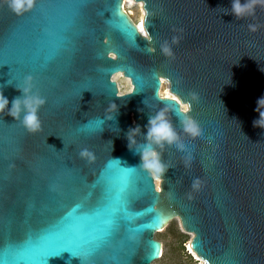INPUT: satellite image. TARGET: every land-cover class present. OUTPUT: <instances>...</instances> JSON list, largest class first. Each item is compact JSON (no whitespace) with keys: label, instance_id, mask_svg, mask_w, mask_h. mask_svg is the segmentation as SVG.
Masks as SVG:
<instances>
[{"label":"water","instance_id":"1","mask_svg":"<svg viewBox=\"0 0 264 264\" xmlns=\"http://www.w3.org/2000/svg\"><path fill=\"white\" fill-rule=\"evenodd\" d=\"M123 1L85 0L79 31L68 34L66 48L46 45L35 29L28 36L35 63L20 75L0 65V87L10 101L20 94L15 83L29 73L46 99L39 132H27L11 116L0 117V256L10 236L25 249L17 264H88L91 257L67 249L56 256H33L29 250L69 226L78 215L75 204L93 191L94 182L103 177L118 183L123 170L134 169L143 186L129 204L139 213L130 222L139 232L128 264L158 260L162 244L154 234L173 219L192 234L189 247L203 262L264 264V129L253 125L257 100L264 96V7L236 19L225 14L231 0H133L142 4L148 40L123 10ZM40 3L49 0H36L31 10L17 15L0 0V60ZM165 42L171 55L162 51ZM117 72L132 78L135 93L115 96L117 83L110 77ZM160 77L189 103L188 115L199 122L201 136L183 133L179 105L156 96ZM111 102L118 113L108 111ZM166 106L186 148L164 149L163 159L172 167L164 191L157 192L139 167V155L128 149L125 133L133 122L143 131L148 115ZM142 131L138 144L144 141ZM85 148L92 153L90 161L80 156ZM109 171L113 175H106ZM69 183L75 194L54 201L51 191L66 190ZM106 256L98 257L100 264Z\"/></svg>","mask_w":264,"mask_h":264},{"label":"snow or ice","instance_id":"2","mask_svg":"<svg viewBox=\"0 0 264 264\" xmlns=\"http://www.w3.org/2000/svg\"><path fill=\"white\" fill-rule=\"evenodd\" d=\"M84 4L85 0H61L58 4H53L49 0L47 4L40 3L35 17L31 19L29 25L22 26L20 37L5 50L0 65H10L11 72L20 75L25 68L35 63L33 57L29 55L31 46L28 38L35 29L43 33L46 45L66 48L68 34L75 35L79 31ZM137 28L139 32L146 29L143 19ZM34 85L36 86L35 83ZM134 171L123 170L118 183H110L103 177L94 182L91 185L93 191L86 192L84 198L75 204L78 215L71 220L69 226L39 248L30 249L32 255L39 256L43 253L56 256L67 249L72 251L73 255H83L86 259L91 257L88 264H100L98 257L102 253H107L103 264H128V257L137 246L136 234L139 232V229L132 227L130 223L133 216L139 213L131 212L129 204L137 195V187L143 186L142 178L132 175ZM106 175L111 176L113 173L109 171ZM161 188L164 191L162 185ZM75 192L76 188L69 183L66 190H52L50 196L59 202L65 196L74 195ZM148 211L151 212L152 209ZM158 219L157 214L154 222ZM121 229L124 230L123 235ZM189 250L191 251V248ZM24 251L22 242L14 241L9 236L3 244L0 264H17V257ZM203 264H208V261L205 260Z\"/></svg>","mask_w":264,"mask_h":264},{"label":"clouds","instance_id":"3","mask_svg":"<svg viewBox=\"0 0 264 264\" xmlns=\"http://www.w3.org/2000/svg\"><path fill=\"white\" fill-rule=\"evenodd\" d=\"M36 0H7L9 8L17 15H22L24 12L31 10L35 5ZM257 6L264 7V0H231V8L225 12L231 13L236 19H242L255 14ZM143 17L141 18V20ZM251 31L256 30V25H248ZM141 35L146 39L151 40L146 29H141ZM178 37H173V43L178 42ZM162 51L171 55V48L165 42L161 46ZM154 50V49H152ZM112 59L116 58L115 53H109ZM111 81L116 82L118 79L125 81V86L118 85L115 96L117 98L132 95L137 90V85L131 77H125L122 72H117L110 77ZM168 80L165 77H160V87L156 91V96L161 100L175 101L179 105L181 116L179 117L183 133L192 138L202 135V128L199 122L188 115L190 111L189 103L182 102L177 95L172 93L166 86ZM12 84V83H7ZM15 88L20 93L14 96L11 101L4 95L0 87V117L4 115L11 116L14 121H18L20 125L29 133H36L42 129V122L39 118V110L46 103L45 97L35 90L34 77L31 74H25L19 83H15ZM192 100L197 99V94L192 93ZM10 105V106H9ZM119 106L115 102H111L108 107L110 113H118ZM169 106L157 111L155 114H149L147 124L143 126L135 124L129 126L125 136L127 139V147L134 154L139 155V167L146 171L152 178L155 190L162 191L161 185L165 181V174L171 168V164L163 159V152L166 146H175L178 150L184 151L186 146L181 140L180 134L177 132L173 123L168 116ZM138 111H142L139 109ZM259 113L258 118L253 120V125L264 129V96L258 98L257 107L255 109ZM227 115V113H226ZM112 115L108 119H113ZM143 134L144 141L137 143V136ZM80 156L88 159L93 158L92 153L87 149H81ZM187 163V161H186ZM199 183L194 180L193 187ZM162 251V249H161Z\"/></svg>","mask_w":264,"mask_h":264},{"label":"rangeland","instance_id":"4","mask_svg":"<svg viewBox=\"0 0 264 264\" xmlns=\"http://www.w3.org/2000/svg\"><path fill=\"white\" fill-rule=\"evenodd\" d=\"M134 7H125L131 20L135 23L141 18V6L137 2ZM117 87L125 86V81L118 79ZM154 239L160 241L163 245L162 257L152 262L151 264H201L195 254L189 250V243L192 239V234L184 231L180 221L173 219L160 232L154 234Z\"/></svg>","mask_w":264,"mask_h":264},{"label":"bare ground","instance_id":"5","mask_svg":"<svg viewBox=\"0 0 264 264\" xmlns=\"http://www.w3.org/2000/svg\"><path fill=\"white\" fill-rule=\"evenodd\" d=\"M136 4H138L137 2H135V1H133V0H124L123 1V10L127 13V11H126V9H125V7H134ZM140 5H141V3H139ZM141 18L144 16V12H143V9H142V6H141ZM128 14V13H127ZM141 18L139 19V21L138 22H135V24L136 25H138V24H140L141 23ZM167 86V85H166ZM190 234V233H189ZM191 235V234H190ZM189 249H190V247H189ZM191 252L192 253H194L193 251H192V249H191ZM161 254H162V251H161ZM195 254V253H194ZM195 256H196V254H195ZM196 258L199 260V261H201V264H203V261L201 260V259H199L197 256H196Z\"/></svg>","mask_w":264,"mask_h":264},{"label":"trees","instance_id":"6","mask_svg":"<svg viewBox=\"0 0 264 264\" xmlns=\"http://www.w3.org/2000/svg\"><path fill=\"white\" fill-rule=\"evenodd\" d=\"M162 244V243H161ZM162 254H163V245H162ZM162 254L160 255V258L162 257Z\"/></svg>","mask_w":264,"mask_h":264},{"label":"built area","instance_id":"7","mask_svg":"<svg viewBox=\"0 0 264 264\" xmlns=\"http://www.w3.org/2000/svg\"><path fill=\"white\" fill-rule=\"evenodd\" d=\"M160 258V257H159Z\"/></svg>","mask_w":264,"mask_h":264}]
</instances>
